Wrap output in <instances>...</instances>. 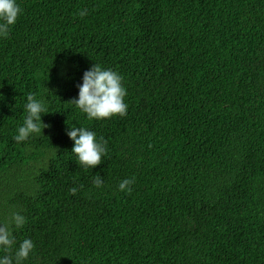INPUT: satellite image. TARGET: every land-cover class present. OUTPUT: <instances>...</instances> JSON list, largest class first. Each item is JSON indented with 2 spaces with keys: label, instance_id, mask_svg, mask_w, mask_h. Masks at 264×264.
Instances as JSON below:
<instances>
[{
  "label": "trees",
  "instance_id": "trees-1",
  "mask_svg": "<svg viewBox=\"0 0 264 264\" xmlns=\"http://www.w3.org/2000/svg\"><path fill=\"white\" fill-rule=\"evenodd\" d=\"M17 2L0 38V221L27 217L26 264H264V0ZM95 63L123 77L125 116L71 102ZM29 94L51 112L22 145ZM69 125L107 142L100 165L78 164Z\"/></svg>",
  "mask_w": 264,
  "mask_h": 264
},
{
  "label": "clouds",
  "instance_id": "clouds-1",
  "mask_svg": "<svg viewBox=\"0 0 264 264\" xmlns=\"http://www.w3.org/2000/svg\"><path fill=\"white\" fill-rule=\"evenodd\" d=\"M22 8L17 0H0V38H7L11 28L17 23ZM81 17L87 15V9L79 12ZM78 98L71 102L89 120H104L113 117H123L127 114V89L123 77L116 71L103 68L95 63L83 73L82 83L77 85ZM26 115L22 125L14 136L18 144H26L33 137L43 134L48 125L43 123L42 117L50 113L49 105L44 99H37L29 94L25 105ZM66 134L74 142L71 152L76 161L84 168L93 169L100 165L107 155V142L86 127L69 125ZM57 154V153H55ZM54 154V155H55ZM134 178H124L118 185L121 191H132ZM97 188L104 184L103 178L97 174L94 181ZM76 187L70 191L75 194ZM27 223V217L20 211H10L6 221H0V264H26L34 254L35 243L31 238L17 241L15 232L22 230Z\"/></svg>",
  "mask_w": 264,
  "mask_h": 264
}]
</instances>
